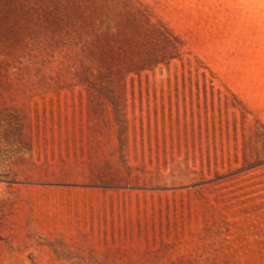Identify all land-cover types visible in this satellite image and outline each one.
<instances>
[{"label": "rangeland", "instance_id": "1", "mask_svg": "<svg viewBox=\"0 0 264 264\" xmlns=\"http://www.w3.org/2000/svg\"><path fill=\"white\" fill-rule=\"evenodd\" d=\"M134 1L0 0V264H264V0Z\"/></svg>", "mask_w": 264, "mask_h": 264}, {"label": "trees", "instance_id": "2", "mask_svg": "<svg viewBox=\"0 0 264 264\" xmlns=\"http://www.w3.org/2000/svg\"><path fill=\"white\" fill-rule=\"evenodd\" d=\"M53 2L52 7H58L54 5L59 1H63L68 4L69 7L73 5L77 9L82 17L83 26L85 29V35H90L95 32V28L100 27L103 22L115 24L119 29H127L130 24L127 15H130L129 10L138 11L145 22L147 28L150 27V23L147 20V14L141 9L140 4H136L134 0H49ZM67 5V6H68ZM98 24V25H97ZM97 25V26H96ZM131 25V24H130ZM145 28L144 30H146ZM159 31V29H155ZM163 32V31H162ZM165 33V32H163ZM169 36L167 37V39ZM170 40V38L168 39ZM87 41V38L84 39Z\"/></svg>", "mask_w": 264, "mask_h": 264}, {"label": "crops", "instance_id": "3", "mask_svg": "<svg viewBox=\"0 0 264 264\" xmlns=\"http://www.w3.org/2000/svg\"><path fill=\"white\" fill-rule=\"evenodd\" d=\"M81 188V187H80ZM114 188H116V187H114ZM85 190H88V189H95L94 187H86V188H84ZM97 189V188H96ZM111 189H112V187H111ZM103 198V197H102ZM102 199H99V198H95V199H93L92 201H93V203L92 204H99V205H102L103 203H97L98 201H101ZM104 200L105 201H108V199H106V198H104ZM78 202H79V204L80 205H89L90 203H87L88 201H86V202H83V201H81V200H78ZM106 204V203H105Z\"/></svg>", "mask_w": 264, "mask_h": 264}]
</instances>
